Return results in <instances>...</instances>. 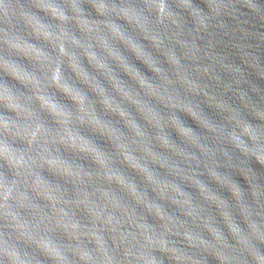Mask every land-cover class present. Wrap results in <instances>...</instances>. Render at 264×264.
I'll return each instance as SVG.
<instances>
[{"label": "clouds", "instance_id": "1", "mask_svg": "<svg viewBox=\"0 0 264 264\" xmlns=\"http://www.w3.org/2000/svg\"><path fill=\"white\" fill-rule=\"evenodd\" d=\"M259 82L264 0H0V264H264Z\"/></svg>", "mask_w": 264, "mask_h": 264}, {"label": "water", "instance_id": "2", "mask_svg": "<svg viewBox=\"0 0 264 264\" xmlns=\"http://www.w3.org/2000/svg\"><path fill=\"white\" fill-rule=\"evenodd\" d=\"M136 64H137L138 67L141 68V70H143V71H147V70L144 68V66H143L142 64H140L139 61H136ZM148 74L151 75V73H148ZM259 83L264 84V82H259ZM186 120H187V123H189L191 126L195 127V124H194L190 119H187V118H186ZM257 167H259V166L257 165ZM237 179L240 180V182H241L242 184L244 183L243 180H242V178L237 177ZM212 264H214V262H212Z\"/></svg>", "mask_w": 264, "mask_h": 264}]
</instances>
